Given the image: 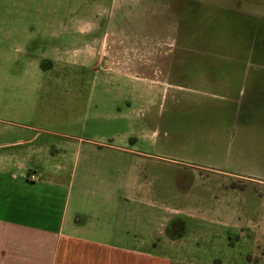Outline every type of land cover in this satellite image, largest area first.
I'll use <instances>...</instances> for the list:
<instances>
[{
    "label": "rangeland",
    "instance_id": "1",
    "mask_svg": "<svg viewBox=\"0 0 264 264\" xmlns=\"http://www.w3.org/2000/svg\"><path fill=\"white\" fill-rule=\"evenodd\" d=\"M184 1L193 0H0V28L28 34L18 38L28 49L36 99L28 125L41 139L126 143L140 152L125 155L123 167L129 183L140 173L142 202L124 205L139 212L141 247L170 253L174 264H264V186L209 171L207 148L181 147L204 136L200 122L208 120L168 99L183 95L177 83ZM37 60L43 74L34 79ZM189 97L196 108L206 100L219 104L201 92ZM238 109L240 121L248 114L255 120L262 106L244 99ZM147 173L154 175L149 186ZM130 194L126 189L122 198ZM129 234L132 243L138 230L131 226Z\"/></svg>",
    "mask_w": 264,
    "mask_h": 264
},
{
    "label": "crops",
    "instance_id": "2",
    "mask_svg": "<svg viewBox=\"0 0 264 264\" xmlns=\"http://www.w3.org/2000/svg\"><path fill=\"white\" fill-rule=\"evenodd\" d=\"M184 3L177 83L183 95L168 99L208 120L200 122L204 136L194 134L197 143L181 147L207 148L214 160L209 171L264 186V0ZM23 36L26 31L0 28V264H174L170 253L141 247L139 212L124 205L142 202L140 173L129 183L123 167L125 155L140 152L126 143H53L28 125L36 99ZM31 72L34 79L42 76L40 60ZM200 92L219 104L206 100L196 108L189 95ZM244 99L261 104L257 119L248 114L240 121ZM153 176L144 175L148 186ZM126 189L131 194L123 199ZM131 226L138 237L129 243Z\"/></svg>",
    "mask_w": 264,
    "mask_h": 264
},
{
    "label": "built area",
    "instance_id": "3",
    "mask_svg": "<svg viewBox=\"0 0 264 264\" xmlns=\"http://www.w3.org/2000/svg\"><path fill=\"white\" fill-rule=\"evenodd\" d=\"M30 180H35V176L34 175H31L30 176Z\"/></svg>",
    "mask_w": 264,
    "mask_h": 264
}]
</instances>
